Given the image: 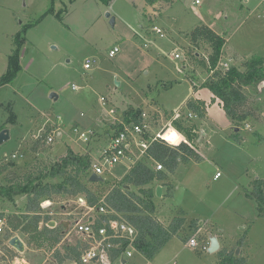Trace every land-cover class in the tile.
I'll return each instance as SVG.
<instances>
[{
	"label": "rangeland",
	"instance_id": "obj_1",
	"mask_svg": "<svg viewBox=\"0 0 264 264\" xmlns=\"http://www.w3.org/2000/svg\"><path fill=\"white\" fill-rule=\"evenodd\" d=\"M106 2L0 0V78L14 39L20 35L18 40H24L20 72L0 87V132H9V139L0 144V168L11 164L0 176L1 186L20 184L27 175L35 183L57 185L61 177L45 175L71 147L74 154L90 152L92 162L100 161L119 122L133 110L147 115L152 134L168 128L170 114L192 97L193 85L201 91L204 103L212 102L206 92L210 74L200 65L210 49L203 43L191 47L187 36L196 26L205 25L224 37L221 59L229 62V68L241 69L246 61L264 59V0H175L153 6L145 0ZM50 10L53 14L43 17ZM24 26L30 27L22 33ZM153 27L161 29L164 38L152 32ZM114 47L119 51L110 58ZM86 60L90 61L88 70L83 67ZM243 93L246 102L240 112L251 117L231 122L219 106L211 107L209 114L205 106L204 115L190 122L197 127L191 145L197 152L200 145L204 147L200 150L203 159L179 163L167 184L155 181L151 187L152 200L162 214L182 209L200 224L185 223L181 231L186 241L195 240L194 247H184L181 239L173 241L154 264H220L221 250L210 253L202 246L210 233L219 237L222 252L241 258L243 264H264V218L258 217L255 202L246 197L253 180H264V81ZM51 94L56 98L50 99ZM53 122L58 126L52 128ZM58 127L59 135L54 136ZM81 132H89L87 142L79 140ZM36 135L41 136L39 142ZM47 136H53V143L46 144ZM140 161L158 171L159 163ZM134 164L124 160L102 178L110 184V179H121ZM159 172L167 175L164 167ZM217 172L221 177L215 181ZM95 188L107 190L108 186ZM163 191L170 195L161 200ZM78 197L53 194L48 205L46 201L40 205L41 213L50 218L49 228L62 227L64 220L70 224L65 233L68 238L61 239V245L46 242L39 251L48 262L54 261V252L62 246H76L79 254L87 247L75 233L74 222L99 213L78 207ZM26 201L24 195L0 196V264H26L24 252L29 251L25 245L31 238L21 231ZM19 222V230L13 231L10 225ZM13 237L22 241L23 251L8 244ZM28 248L35 250V245ZM126 264L147 263L134 253Z\"/></svg>",
	"mask_w": 264,
	"mask_h": 264
},
{
	"label": "trees",
	"instance_id": "obj_2",
	"mask_svg": "<svg viewBox=\"0 0 264 264\" xmlns=\"http://www.w3.org/2000/svg\"><path fill=\"white\" fill-rule=\"evenodd\" d=\"M51 1V0H49ZM108 1L110 0H106ZM175 0H145L147 6H153L157 3L172 4ZM53 14L52 10L44 13L43 17ZM30 26H24L21 32L24 33ZM191 47H197L199 43L207 44L210 53L206 59L200 60L203 70L210 74L207 79V91L214 99L219 101L225 115L231 122L241 123L251 117L248 112H240V109L246 102V96L243 89L252 88L264 81V59L254 58L244 62L242 68L233 67L226 70L216 69L217 64L222 57V49L225 45L223 36L216 34L212 29L205 25H199L193 28L188 34ZM18 35L14 39V49L8 57V66L5 74L0 78V87L10 84L20 72L19 52L24 40ZM213 73L211 74V71ZM196 89V88H195ZM186 108L192 112L198 113L202 117L205 113V103L200 100H187ZM140 114L139 110H133L129 115L136 120ZM172 127L182 134L187 143H180L176 147H171L164 142L156 141L151 144L147 150L145 160H153L165 168L167 173H173L179 163H188L189 161H200L195 148L191 145L196 138L197 127L195 124H181L179 121H172ZM176 137L172 134L168 138ZM237 134L233 135L234 140H238ZM179 138V137H177ZM40 139L36 140L39 142ZM239 141V140H238ZM92 159L89 155L74 154L71 149L66 150V154L60 158L59 163L49 169L46 177H61L60 183L54 186L35 183V178L27 175L20 184L1 186L0 196L9 194L10 196L24 195L26 197L24 223L21 231L26 235H31L27 245L32 243L40 249L46 242L52 244L60 243V229L49 228L47 223L50 221L48 216L41 214V203L51 201L53 194H63L70 197L83 196L88 208L96 209L105 204V206L114 212L125 217V220L134 226L138 232V238L135 249L147 260L154 256L180 231L184 225L182 215L174 217L167 227L155 221L153 218L154 192L150 187L155 181H163L166 174L155 172L145 162L134 164L127 174L119 181L108 184L107 180L90 181ZM11 164L0 168V176L8 170ZM106 185L107 190L95 188ZM131 187L137 189L133 192ZM251 190L246 193V197L253 200L256 204L257 215L264 218V181L253 180L250 183ZM114 217V216H112ZM21 222V223H22ZM21 223L10 225L13 231L19 230ZM195 223V221H192ZM42 227L39 228V225ZM64 254L58 250L54 252V258L60 264L65 259L72 260L79 264L80 254L77 247L63 246ZM8 251L9 248L7 249ZM220 264H243L241 258H236L230 253L218 254Z\"/></svg>",
	"mask_w": 264,
	"mask_h": 264
},
{
	"label": "built area",
	"instance_id": "obj_3",
	"mask_svg": "<svg viewBox=\"0 0 264 264\" xmlns=\"http://www.w3.org/2000/svg\"><path fill=\"white\" fill-rule=\"evenodd\" d=\"M196 3H198V1H196ZM152 32L157 34L160 38H164V33L161 29L153 27ZM118 51L119 49L114 47L109 52L108 56L112 58ZM174 56L180 59V56ZM229 66V62H223L220 58L216 69L226 70ZM83 67L86 70L90 69V61L86 60ZM213 71L214 70L211 71V74ZM72 89L75 90L77 87L73 85ZM182 108L170 114V124L168 128L162 129L154 134L151 132V122L144 113H140L136 117V120L128 116L123 122H119V126L114 130L109 142L101 152V160L91 162V174L102 177L124 160H128L135 164L140 162V160L145 159L147 150L151 144L156 141L164 142L171 147H176L180 143H187L183 136L172 127L171 123L172 121H179L181 124L185 125L195 120L197 118V113L187 110V108L185 112H182ZM58 120H60V117H58ZM55 125L58 126V124L53 122L51 127L55 128ZM246 127L248 128V126ZM172 131L180 134L182 140H179V142L175 144L166 140L167 135L169 134V136H171ZM52 133L54 136L59 135V127ZM88 135L89 132H81L78 138L83 142H87ZM34 137L36 140L41 139L39 135ZM45 142L46 144L53 143V136H47ZM157 170H162L160 164L157 165ZM220 177V172L214 175L215 180ZM79 200L82 201L81 198H79ZM97 211L100 218L96 221H92L91 219L89 222V220L86 219L74 222L75 233L79 235L83 243L87 245L80 254L79 262L82 264H112L116 262L122 264L127 262L136 250L135 244L138 238L136 228L125 219L115 215L104 203L97 208ZM1 231L2 229L0 228V232ZM188 243L192 247L196 245L194 239H190Z\"/></svg>",
	"mask_w": 264,
	"mask_h": 264
},
{
	"label": "crops",
	"instance_id": "obj_4",
	"mask_svg": "<svg viewBox=\"0 0 264 264\" xmlns=\"http://www.w3.org/2000/svg\"><path fill=\"white\" fill-rule=\"evenodd\" d=\"M215 33H216V31H214ZM216 34H218V33H216ZM218 35H220V34H218ZM223 49H224V47H223ZM232 60V59H231ZM195 86L193 85V93H192V97H189L188 99H186V101L187 100H190V99H194V100H199V99H201L202 101H204V98H202V94H201V91H198V89H195L194 88ZM207 90V89H206ZM207 93V96L208 97H210L211 99H212V95L208 92V91H206ZM186 101L183 103V108L184 107H186ZM205 105H206V110H207V113L209 114V112H210V108L211 107H213V106H219L220 108H221V106H220V104H219V101L217 100V99H214V103H211L210 101L209 102H206L205 103ZM160 109H162L163 111H165L160 105H157ZM221 110H223L222 108H221ZM229 119V118H228ZM202 132H204L203 130H202ZM201 141H202V139H201ZM108 142H109V140H108ZM107 142V143H108ZM106 147V146H105ZM104 147V148H105ZM202 145H200L199 146V150H198V152H197V154L199 155V157H200V160H202L203 158H202V155H201V149H202ZM103 148V149H104ZM204 148V147H203ZM71 149H72V147H71ZM87 153H85L84 155H86ZM87 155H89L90 157L92 156V154L89 152ZM64 155L62 154V155H60V157H63ZM192 162H195V161H189L188 163H181L180 165H182V164H189V163H192ZM178 167V166H177ZM129 169H130V167L129 168H127V171H126V173L123 175V177L127 174V172L129 171ZM176 171V170H175ZM174 174V172L172 173V174H170V173H167V175H166V178L161 182V183H165V184H167L168 183V178L170 177V176H172ZM216 174V173H215ZM122 177V178H123ZM121 178V179H122ZM103 180H105L104 178H102ZM121 179H110L111 180V183L110 184H112V183H115L116 181H119V180H121ZM219 179V178H218ZM218 179H214V177H213V180H215V181H217ZM260 180H263V179H260ZM108 181V180H107ZM264 181V180H263ZM154 184V183H153ZM153 184H151L150 185V187H152L153 186ZM170 184V183H169ZM162 190H164L163 189V187L161 188ZM170 192H171V190H170ZM169 192V193H170ZM163 193V196L161 197V200L163 199V198H166V197H168L170 194H164V191L162 192ZM81 198V197H80ZM82 199V201H80L79 200V197H78V200H79V202L81 203V205L80 206H78V207H80V208H83L84 210H86V212L87 213H91L92 211H93V209L92 208H88L87 207V205L85 204V201H84V198H81ZM153 201V200H152ZM48 202V203H47ZM49 204V201H46V205H48ZM153 204H154V213H153V218L155 219V221L156 222H158L159 224H161L163 227H167L169 224H170V222L172 221V219L174 218V217H176L177 216V214H181L182 215V218L184 219V225L182 226V228L180 229V231L177 233V235L176 236H174L155 256H154V258L153 259H151V260H147L144 256H142L139 252H137L136 250L134 251V253H138L139 255H140V257H142L143 258V260H145L146 261V263L147 264H154V262H155V260L157 259V257L163 252V251H165V249H167V248H169V244H171L173 241H174V243H179L178 242V239H181V240H183V242H184V244H183V246L185 247L186 245H189V239L186 241L184 238H182V230L183 229H185L186 228V225H185V223H188V222H191V221H197V223H198V226L200 225L199 224V220H197V219H190L189 218V216L187 215V213L185 212V211H183L182 209L181 210H179V211H177V210H175L174 211V209L173 210H171V211H169V213L168 212H166V213H163L162 214V211H161V209H159V208H157L156 207V205H155V202L153 201ZM91 209V210H90ZM95 211L97 212V208L95 209ZM114 213V212H113ZM42 214V213H41ZM115 214V213H114ZM43 215V214H42ZM116 215V214H115ZM118 216H121L120 214H117ZM44 216V215H43ZM47 216V215H46ZM163 216H165V218H162ZM166 216H168V217H166ZM100 218V215H98L97 213H96V215H92V214H90L89 215V217L87 218L88 220H91L92 219V221H96V220H98ZM166 223H169L167 226H165L166 225ZM165 224V225H164ZM68 226L70 227V224H69V221H67V220H64V221H62V227H54V228H58V229H60V238L61 239H67L68 238V236H67V234H65L67 231H68ZM42 227V224H40L39 225V228H41ZM200 231V229H197L196 230V232H199ZM207 237L205 238L204 237V239H202V246L204 247V248H206L207 250H208V248H209V246H210V240H211V238L212 237H215L216 239H217V241H218V244H219V249L221 250V251H219V252H222V249H221V243H220V240H219V237L217 236V235H213V234H209V235H206ZM60 239V240H61ZM175 241H177V242H175ZM61 245V243H58L57 245ZM26 246V248L28 249V250H26V251H29V252H24L25 254V256H26V259H23V261H24V263H26V264H58L57 263V261H56V259L54 258V261H55V263H54V261L53 262H48L45 258H44V256H43V254L42 253H40L39 251H41V250H44L45 248L44 247H46L47 246V243H44L43 244V247L42 248H40V249H38V248H36L35 247V250H33V249H29L28 247H30V246H28L27 244L25 245ZM66 246H72V245H66ZM190 246V245H189ZM63 247V246H62ZM192 247V246H191ZM56 250V249H55ZM54 250V251H55ZM57 250L59 251V253L61 254L60 256H61V259L63 258V254H64V251H63V249L62 248H57ZM53 251V252H54ZM133 253V254H134ZM222 253H224V252H222ZM225 253H229V252H225ZM54 256V255H53ZM53 260V259H52ZM219 263H220V260H219ZM60 264H76L74 261H72V260H68V259H65L64 261H62ZM112 264H115V263H112ZM122 264H126V262H124V263H122Z\"/></svg>",
	"mask_w": 264,
	"mask_h": 264
},
{
	"label": "water",
	"instance_id": "obj_5",
	"mask_svg": "<svg viewBox=\"0 0 264 264\" xmlns=\"http://www.w3.org/2000/svg\"><path fill=\"white\" fill-rule=\"evenodd\" d=\"M106 17H109V14L106 15ZM110 24L113 25L114 24V19L110 18ZM56 95L51 94L50 95V99H55ZM238 130V129H236ZM9 139V132L8 131H2L0 132V144L3 143L4 141H7ZM90 181H103L102 177L100 176H96L94 174L90 175ZM155 194L157 197L160 196L161 194V190L160 188H157L155 191ZM90 222V220H89ZM8 244L12 247L15 248L17 251L21 252L24 249V244L22 243V241L18 238V237H13L9 240ZM219 248V244L216 238L212 237L210 240V246L208 248V251L210 253H215Z\"/></svg>",
	"mask_w": 264,
	"mask_h": 264
},
{
	"label": "bare ground",
	"instance_id": "obj_6",
	"mask_svg": "<svg viewBox=\"0 0 264 264\" xmlns=\"http://www.w3.org/2000/svg\"><path fill=\"white\" fill-rule=\"evenodd\" d=\"M173 132L176 134V137L174 138V136H173L171 138H168L169 137V134H168L166 140H169L170 142L175 144V143L179 142V140H182V136L180 134L176 133L175 131H172L171 133L174 134ZM177 137H179V138H177Z\"/></svg>",
	"mask_w": 264,
	"mask_h": 264
}]
</instances>
